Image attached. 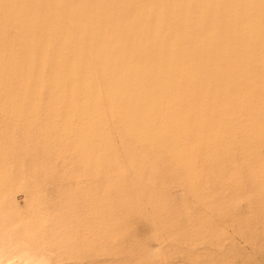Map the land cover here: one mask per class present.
Returning <instances> with one entry per match:
<instances>
[{
    "label": "rangeland",
    "instance_id": "rangeland-1",
    "mask_svg": "<svg viewBox=\"0 0 264 264\" xmlns=\"http://www.w3.org/2000/svg\"><path fill=\"white\" fill-rule=\"evenodd\" d=\"M0 264H264V0H0Z\"/></svg>",
    "mask_w": 264,
    "mask_h": 264
},
{
    "label": "bare ground",
    "instance_id": "bare-ground-1",
    "mask_svg": "<svg viewBox=\"0 0 264 264\" xmlns=\"http://www.w3.org/2000/svg\"><path fill=\"white\" fill-rule=\"evenodd\" d=\"M28 229V228H27Z\"/></svg>",
    "mask_w": 264,
    "mask_h": 264
}]
</instances>
